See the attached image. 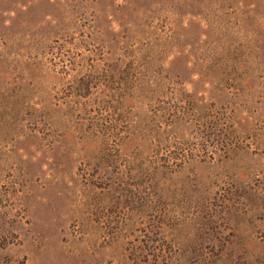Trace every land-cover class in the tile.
<instances>
[{
  "label": "rangeland",
  "instance_id": "374dc122",
  "mask_svg": "<svg viewBox=\"0 0 264 264\" xmlns=\"http://www.w3.org/2000/svg\"><path fill=\"white\" fill-rule=\"evenodd\" d=\"M0 264H264V0H0Z\"/></svg>",
  "mask_w": 264,
  "mask_h": 264
}]
</instances>
